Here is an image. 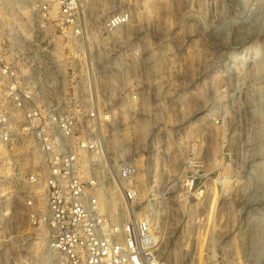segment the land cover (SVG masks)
<instances>
[{
  "label": "rangeland",
  "instance_id": "obj_1",
  "mask_svg": "<svg viewBox=\"0 0 264 264\" xmlns=\"http://www.w3.org/2000/svg\"><path fill=\"white\" fill-rule=\"evenodd\" d=\"M10 1L0 44L38 66L37 47L57 49L45 33L30 42L31 13ZM83 1L95 62L142 63L141 114L116 119L107 148L134 131L136 210L157 224L164 264H264V0ZM120 11L128 24L106 34ZM16 153L0 146V264H53L28 219L33 159Z\"/></svg>",
  "mask_w": 264,
  "mask_h": 264
},
{
  "label": "built area",
  "instance_id": "obj_2",
  "mask_svg": "<svg viewBox=\"0 0 264 264\" xmlns=\"http://www.w3.org/2000/svg\"><path fill=\"white\" fill-rule=\"evenodd\" d=\"M10 2L30 11V42L45 33L57 49L37 47L36 66L26 64V50L0 44V146L32 156L28 219L42 229L53 264H164L157 224L136 210L134 131L125 129L113 158L107 148L120 132L115 120L141 114L142 63L125 72L95 62L83 0ZM129 19L114 12L102 28L113 33ZM113 190L122 199L115 207Z\"/></svg>",
  "mask_w": 264,
  "mask_h": 264
},
{
  "label": "bare ground",
  "instance_id": "obj_3",
  "mask_svg": "<svg viewBox=\"0 0 264 264\" xmlns=\"http://www.w3.org/2000/svg\"><path fill=\"white\" fill-rule=\"evenodd\" d=\"M113 197L114 198H120L121 199V197L118 195V193H116L114 190H113V192H112V194H111V199H110V202L112 203V199H113ZM120 203H122V199H121V202ZM119 204H116V206H118ZM115 207V206H114Z\"/></svg>",
  "mask_w": 264,
  "mask_h": 264
}]
</instances>
